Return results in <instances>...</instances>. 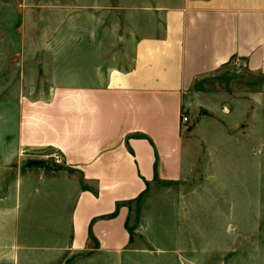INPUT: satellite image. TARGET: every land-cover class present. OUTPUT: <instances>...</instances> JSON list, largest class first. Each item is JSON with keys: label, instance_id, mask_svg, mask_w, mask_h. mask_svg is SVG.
I'll return each mask as SVG.
<instances>
[{"label": "crops", "instance_id": "obj_1", "mask_svg": "<svg viewBox=\"0 0 264 264\" xmlns=\"http://www.w3.org/2000/svg\"><path fill=\"white\" fill-rule=\"evenodd\" d=\"M53 1L98 15V0ZM148 7L134 27H114L106 12L105 22L75 25L71 41H22L72 51L52 65L47 52L31 57L46 90L17 101L14 126L0 138L10 144L0 153V264L24 257L26 264H122L131 251L132 204L153 184L183 182L191 172L192 137L204 132L197 125L184 137L180 118L202 95L195 87L224 79L238 59L261 80L245 95L264 103V0H153ZM32 12H22L23 31ZM205 99L206 107L217 105ZM40 149L60 154L62 164L41 162L32 153ZM18 161L37 165L19 175Z\"/></svg>", "mask_w": 264, "mask_h": 264}, {"label": "rangeland", "instance_id": "obj_2", "mask_svg": "<svg viewBox=\"0 0 264 264\" xmlns=\"http://www.w3.org/2000/svg\"><path fill=\"white\" fill-rule=\"evenodd\" d=\"M152 3L98 0L93 4L98 15L89 18L75 11V5L64 11V5L53 0H0V138H7L14 126L17 101L44 95L46 77L31 57L47 52L52 65L58 53L72 51L56 44L23 47V40L71 41L75 25L93 24L94 19L100 24L108 14H113L114 27H134L138 20L145 22L143 13H150L146 8ZM24 10H33L25 31ZM119 35L114 33V40ZM229 68L224 79L216 76L195 87L202 95L193 97L192 111L182 113L188 118L184 137L197 125L204 132L192 137L191 172L183 182L153 184L132 204L131 251L122 264H264V103L243 91L261 85V80L248 76L244 68ZM205 98L217 105L208 103L207 108ZM9 150L7 139L0 142V153ZM32 153L50 167L61 165L54 162L58 153ZM28 163L18 161L19 175L37 165ZM33 246H38L36 241ZM22 261L19 264H26Z\"/></svg>", "mask_w": 264, "mask_h": 264}, {"label": "built area", "instance_id": "obj_3", "mask_svg": "<svg viewBox=\"0 0 264 264\" xmlns=\"http://www.w3.org/2000/svg\"><path fill=\"white\" fill-rule=\"evenodd\" d=\"M232 65L235 69L241 67V63L239 62L238 59L232 61ZM187 124H188V118L186 116L182 115L180 118V130H181V132H185L187 130V128H188ZM53 158H54V162L56 164H62L63 159H62V156L60 154H54Z\"/></svg>", "mask_w": 264, "mask_h": 264}, {"label": "trees", "instance_id": "obj_4", "mask_svg": "<svg viewBox=\"0 0 264 264\" xmlns=\"http://www.w3.org/2000/svg\"><path fill=\"white\" fill-rule=\"evenodd\" d=\"M52 152V151H51Z\"/></svg>", "mask_w": 264, "mask_h": 264}]
</instances>
